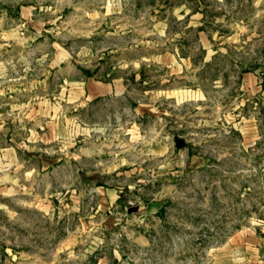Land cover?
Listing matches in <instances>:
<instances>
[{
    "label": "rangeland",
    "instance_id": "374dc122",
    "mask_svg": "<svg viewBox=\"0 0 264 264\" xmlns=\"http://www.w3.org/2000/svg\"><path fill=\"white\" fill-rule=\"evenodd\" d=\"M10 35L28 71L0 136V264H264V0H0L2 57ZM79 65L124 98L76 106ZM83 143L119 190L104 210L66 176Z\"/></svg>",
    "mask_w": 264,
    "mask_h": 264
},
{
    "label": "crops",
    "instance_id": "0c3cea01",
    "mask_svg": "<svg viewBox=\"0 0 264 264\" xmlns=\"http://www.w3.org/2000/svg\"><path fill=\"white\" fill-rule=\"evenodd\" d=\"M20 10L21 13L24 14L23 9L21 8ZM15 37H16L15 35L13 36L10 35L6 37V40L2 44L5 45V49L7 48L6 49L7 53L6 55H3V57L1 56L0 53V136L2 137L8 134L14 136L16 129L13 128V126L16 121H19V111L16 110L18 109L19 105L15 101L17 94L16 90L18 89L19 86L17 82L18 77L16 76L14 77L13 75L17 74V72L21 74H26L28 71L26 65L17 68L16 66L11 64V60L15 58V55L11 57L10 56L11 53L9 50H11V48L15 46V42H16V39H14ZM0 47H1V43H0ZM2 59L4 61H2ZM170 60L171 62H173L175 61V58L171 57ZM83 70L86 69H84L83 66L79 65L77 66L76 71H74L75 75H77L76 76L77 78L75 79L74 82L76 88L75 91H77L75 97L76 106L79 105L81 106V108H83L84 106L87 108L89 106L90 108H92L91 111H92V115L94 116L95 111L92 103H95L96 100L101 99V101H103V104L105 106H108L109 103H113L114 101L113 99L115 96L122 95L124 98L125 89L123 87L122 81L119 78L111 79V80H101L94 78L90 75H86V74L84 75L82 73ZM138 107H140L141 112H148L150 109V107L146 105L145 106L138 105ZM4 110L6 111L4 112ZM84 110L85 109H83L82 111V116ZM87 110L88 109H86V113L88 114ZM107 110H108L107 112V117H108L110 112L109 109ZM29 119L30 118H28V120ZM81 128L82 131H79L78 133L82 132V138L84 140L86 131L84 126H82ZM41 136L44 137L43 140L49 141L54 137V132L51 129L46 128L44 132L41 133ZM86 149L87 147L85 143H83L82 147L79 146V154L76 160L78 162V167L75 168L74 170L77 172V174L66 175L67 177H69V179H71V181H79V183H81V185L83 186H86L89 182L95 184L98 183L99 179L102 178L103 173L108 172V170L104 168H102L101 170L97 169V167L99 166L98 164L99 162H96L95 164L92 165L91 163H88V161H86L87 156H91L90 154L86 153ZM2 150L4 154L5 151H7L5 147H3ZM20 150L21 147L20 145L17 144H14V147H12V151L11 149L9 150V153L13 154V160L15 164H17L16 161L19 155L18 153L21 152ZM69 160L67 162L63 161L61 167L62 166L71 167L70 165L72 164V162H70ZM73 161H74L73 162V167H74L76 165H75V160ZM94 161H96V159H94ZM35 162L36 164L35 166H32L31 169L32 171L44 170L46 168V169H52L54 172L59 166L57 164V161L54 160H50L45 164V166L44 163L40 161V159H36ZM71 176L73 178H71ZM95 190L97 194L99 193V202L103 210L105 207H109L113 205L119 197L118 195L119 190L115 189L112 186L98 183L95 186Z\"/></svg>",
    "mask_w": 264,
    "mask_h": 264
},
{
    "label": "water",
    "instance_id": "95a60500",
    "mask_svg": "<svg viewBox=\"0 0 264 264\" xmlns=\"http://www.w3.org/2000/svg\"><path fill=\"white\" fill-rule=\"evenodd\" d=\"M173 140L175 141V146L177 148H182V147H185L186 146V141H184L180 136H174L173 137ZM136 208H137V206L130 207L128 209V211H133Z\"/></svg>",
    "mask_w": 264,
    "mask_h": 264
}]
</instances>
